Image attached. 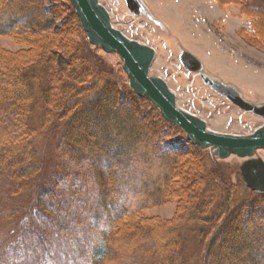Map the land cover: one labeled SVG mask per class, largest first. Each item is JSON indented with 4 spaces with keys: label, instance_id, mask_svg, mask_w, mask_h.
I'll use <instances>...</instances> for the list:
<instances>
[{
    "label": "trees",
    "instance_id": "obj_1",
    "mask_svg": "<svg viewBox=\"0 0 264 264\" xmlns=\"http://www.w3.org/2000/svg\"><path fill=\"white\" fill-rule=\"evenodd\" d=\"M214 1L239 5L250 18L249 28L240 35L252 44H264V0ZM0 35L22 46L19 50L0 46V201L4 188L18 198L28 194L27 200H19L21 205L14 202L10 206L9 216L22 221L33 215L53 219L49 212L56 205L49 202L46 212L40 205L43 196L55 195L67 204L69 194L57 167L66 159L61 153L48 184L42 182L45 159L39 143L59 135L56 143L61 145L63 139L86 154L92 149L104 163L99 176L104 179L113 222L109 233L92 247L99 264L111 259L117 242L113 234L125 227L127 238L135 235L139 244L153 248L145 264H187L181 233L173 227L163 232L158 222L154 225L140 215L148 204L170 199L190 205L186 219L201 248L200 264H264L263 219L255 216V205L264 203V194L250 191V202L236 198L234 187L208 169L209 150L193 142L186 143L184 153L178 149L163 152L158 146L163 145V127L182 130L167 121L152 102L135 94L117 70L102 59L92 62L83 53L82 40L89 42L70 0H0ZM65 37L75 40L74 44ZM151 139L152 144L147 143ZM188 157L203 164L201 173ZM144 160L152 163H145V169ZM80 161L66 175L84 177L83 186L89 188L87 179L94 172L87 171L86 159ZM139 167L136 177L127 182L129 171ZM142 175L144 189L135 204L122 193V187L136 190L134 180ZM54 213L62 216L57 209ZM140 221L151 225L142 230ZM24 225L20 221L19 227ZM44 226L48 227L42 228L44 235L60 230L55 224ZM153 228L159 234L153 236ZM143 232L149 236L140 235ZM163 233L167 234L164 239Z\"/></svg>",
    "mask_w": 264,
    "mask_h": 264
},
{
    "label": "rangeland",
    "instance_id": "obj_2",
    "mask_svg": "<svg viewBox=\"0 0 264 264\" xmlns=\"http://www.w3.org/2000/svg\"><path fill=\"white\" fill-rule=\"evenodd\" d=\"M140 1L142 11L137 15L127 7L126 0H100L110 11L116 28L128 37L157 49V58L150 73L166 79L177 94L178 106L203 118L211 130L218 132L245 135L264 125V44H252L240 35L241 30L249 28L250 21L241 7L232 3L220 5L214 0ZM73 37H77L76 34ZM64 40L71 45L75 41L70 40V37H65ZM81 44L83 53L90 61L97 62L102 59L112 69L117 70L123 80H128L123 61L117 54L106 53L83 40ZM0 46L11 50L22 49L21 45L6 35H0ZM187 54L198 62V68L194 71H189L184 64ZM147 111L150 112L149 109ZM182 131L174 126L163 127L161 136L164 141L163 145H158L159 148L163 152L186 150L189 140ZM57 137L59 139V135ZM46 138L39 143L40 153L45 159L42 182L47 180L45 183L48 184L52 171L56 170L58 161L55 162V158L61 153L63 159H66L57 167L63 176L61 184L67 189L65 193L69 194L65 199L68 202L64 203L55 195L50 198L43 196L40 204L42 209L49 212L47 207L49 202H53L56 205L53 206L54 211H61L62 216L58 217L50 210L49 215L53 217L51 220L33 215L31 219L22 221L17 216H9L8 209L15 205L14 202L20 204L19 200H27L28 194L24 198H18L20 195L17 197L7 193L11 189H2L4 196L0 201V264H93L94 261V264H99L92 256V247L98 245L105 233H109L113 222L104 179L99 176L104 163L101 164L92 149L86 154L80 146H68L63 139L60 140L61 145L60 142L57 145L56 138L52 141ZM152 142L151 139L147 143ZM209 152L211 158L206 160L208 169L234 187L236 198L250 202L251 190L243 182L240 173V166L245 158L231 155L221 160L213 157L212 150ZM255 156L264 159V149L258 150ZM81 159L87 160L89 174L94 172L87 179L90 189L83 186L84 177L66 175L67 171L72 172L75 165H80ZM187 159L192 161L191 164L195 163L197 167L194 168H198L201 173L203 164L196 162L193 157ZM145 163L152 164L151 161L144 160L143 169L146 168ZM139 169L140 167L129 171L127 182L136 177L135 172L140 171ZM45 175H48L47 179ZM144 179L142 175L140 179L134 180L136 190L128 189V186L122 187V193L127 194L135 204L139 194L143 192ZM140 200L141 198L139 202ZM257 202L255 216L262 217L263 220L259 222L264 225V203ZM148 205L140 215L154 225L158 222V227L163 232L172 227L177 233L180 232L184 243L181 251L187 264H200L201 248L186 219L190 205L185 201L177 202V199ZM20 221L25 224L22 228L19 227ZM48 223L60 228L59 232L52 229L49 234L44 235L42 228L47 227L44 225ZM147 224L140 221L138 226L142 229ZM14 229L16 231L13 232ZM151 230L153 236L159 234L154 228ZM127 233L128 228L125 227L119 233L113 234V240L117 238V242L110 254L111 259L101 264L146 263L148 253L150 255L153 248L139 244L135 235L127 238ZM143 234L145 236L148 233L143 232L140 235ZM262 234L264 244V228ZM165 236L167 234L163 233L162 238ZM216 243L220 244L218 238Z\"/></svg>",
    "mask_w": 264,
    "mask_h": 264
},
{
    "label": "water",
    "instance_id": "obj_3",
    "mask_svg": "<svg viewBox=\"0 0 264 264\" xmlns=\"http://www.w3.org/2000/svg\"><path fill=\"white\" fill-rule=\"evenodd\" d=\"M90 44L109 54H117L123 61L130 88L151 101L169 122L181 128L189 141L203 150H212L221 160L236 155L245 158L240 173L245 185L253 192L264 194V159L255 156L264 149V125L250 134L240 135L211 130L203 118L178 106V97L161 76L151 75L157 49L126 36L112 24L109 10L100 0H70ZM131 12L142 11L140 0H126ZM189 54V53H188ZM184 57L188 70L198 68L197 60Z\"/></svg>",
    "mask_w": 264,
    "mask_h": 264
}]
</instances>
